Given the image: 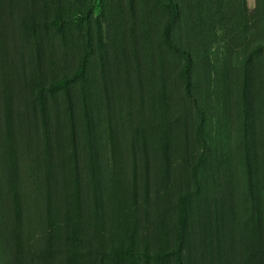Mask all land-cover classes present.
<instances>
[{"label": "rangeland", "instance_id": "obj_1", "mask_svg": "<svg viewBox=\"0 0 264 264\" xmlns=\"http://www.w3.org/2000/svg\"><path fill=\"white\" fill-rule=\"evenodd\" d=\"M0 206L23 264H264V0H0Z\"/></svg>", "mask_w": 264, "mask_h": 264}, {"label": "trees", "instance_id": "obj_2", "mask_svg": "<svg viewBox=\"0 0 264 264\" xmlns=\"http://www.w3.org/2000/svg\"><path fill=\"white\" fill-rule=\"evenodd\" d=\"M86 61L82 60L78 66L77 74L82 81H85ZM198 188V186H197ZM184 216L186 215L185 201L182 202ZM7 217L10 219L8 212ZM10 226L4 223L3 209L0 206V264H23V254L18 240L12 237L10 231H5L4 227ZM186 230L180 231L178 236V246L173 250V255L177 264H183V244L185 241ZM113 254L116 257H133L134 250L132 248H118Z\"/></svg>", "mask_w": 264, "mask_h": 264}]
</instances>
